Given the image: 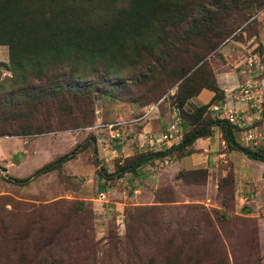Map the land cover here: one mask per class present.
Wrapping results in <instances>:
<instances>
[{
  "label": "rangeland",
  "instance_id": "rangeland-1",
  "mask_svg": "<svg viewBox=\"0 0 264 264\" xmlns=\"http://www.w3.org/2000/svg\"><path fill=\"white\" fill-rule=\"evenodd\" d=\"M171 4L176 21L162 20L143 37L144 45L136 43L122 61H111L108 72L100 60L74 72L54 63L47 77L28 74L26 87L18 91L8 46L0 45V100L13 101L7 111L13 119L0 125V264L20 259L38 264L33 261L41 254H50L54 264H149L151 258L177 254L191 263L201 258L204 264H264L262 161L232 148L229 154L217 148L224 155L210 151L206 157L202 144H195L197 149H173L137 166V174L115 173L149 152L123 157L113 151L132 144L133 118L155 107L163 114L179 101L186 84L191 91L207 88L202 85L209 70L224 69L221 47L229 42L240 44L236 47L246 51L247 62L252 58L246 73L256 80L259 90L254 87L252 94L264 105V2ZM191 20L196 33L187 28ZM185 78L189 82L182 84ZM49 81L90 84L93 91L87 97L71 94L62 108L54 98L39 101L36 92ZM239 89L227 92L238 96ZM205 118L214 119L209 110ZM23 126L29 133H9ZM248 141L247 147L264 153V141ZM82 143L85 147L59 169L23 185L6 178L26 177ZM39 226L58 236L40 253L32 243Z\"/></svg>",
  "mask_w": 264,
  "mask_h": 264
},
{
  "label": "trees",
  "instance_id": "trees-1",
  "mask_svg": "<svg viewBox=\"0 0 264 264\" xmlns=\"http://www.w3.org/2000/svg\"><path fill=\"white\" fill-rule=\"evenodd\" d=\"M171 1L0 0V45L8 46L9 69L13 73L12 81L19 86L18 91H22L26 87L24 86V80L27 79L28 74L33 77H40V74H43L47 77L48 71L54 63L67 65L70 67V71L74 72L79 68L94 66L93 64L100 60L101 69L108 72L111 61L114 62L115 58L122 61L128 48L130 49L136 43L144 45L143 37L154 32L157 29L156 25H159L162 20L176 21V18H173ZM229 1L232 3L233 0ZM252 1L259 5L264 2V0H250V2ZM83 2H86V4H83ZM234 2H237V0H234ZM211 14L212 12H208L209 17H211ZM187 25L189 30L195 31L197 23L195 20H191ZM148 41L154 44L152 39H148ZM217 42L218 40L213 43L217 44ZM198 61L199 59H196L195 63ZM184 70L183 76L186 72V69ZM208 75V81L205 80L202 87L212 90L214 95L207 103L191 112H184L183 105L187 98L197 95L199 91H191L190 84H186V88L179 90L183 83L189 82L187 78L183 80L178 88L179 101L175 100L173 106L180 109L183 113L182 116L180 115L181 118L189 124L180 141L163 151L137 155L134 161L120 167L115 172L116 175L120 176L127 170L135 173L137 166L151 158L163 157L173 149L191 146L197 138L208 136L212 125H220L228 147L243 152L249 158L264 161L263 152L242 146L235 140L233 134L235 126L229 120L205 118L208 106L223 98L213 72L209 70ZM47 84L45 88L41 87L36 92L39 101L54 98L62 108L65 107L63 105L71 94L74 97L79 94H81V97H87L93 91L90 84L80 86L75 82L54 81H49ZM30 95L29 93L26 94V96ZM10 102L6 99L0 100V125H4L8 119H13L12 116L7 115V111H10ZM25 118L30 119L28 114H25ZM17 129L9 133H29L24 126ZM84 147V143L76 144L67 153L44 164L26 177L6 176V178L16 184H26L40 174L59 169L64 162L74 158L77 152ZM39 227L36 229L38 236L35 237L36 240H33L32 243L37 246V251L40 253L44 248L49 251L50 247H47L53 243L54 237L58 236L55 231L49 228ZM41 255L43 256L38 257L40 259L33 261V263L54 264V259L50 254ZM20 256H23V253ZM5 263L10 264V261L5 260ZM188 263L204 264L201 258L195 259L191 263L190 260H183L179 254L163 257L158 261L151 258L149 261V264ZM15 264H27V262L20 259Z\"/></svg>",
  "mask_w": 264,
  "mask_h": 264
},
{
  "label": "crops",
  "instance_id": "crops-1",
  "mask_svg": "<svg viewBox=\"0 0 264 264\" xmlns=\"http://www.w3.org/2000/svg\"><path fill=\"white\" fill-rule=\"evenodd\" d=\"M237 44L240 45L239 43L232 41L221 47V51L223 52L222 55L225 58L221 62V68L224 69L219 70V72L214 70V77L221 93L223 94V98L209 105L207 110L210 111V114L214 119H226L235 126L233 134L235 140L239 144L248 146L249 143H245V140L248 139V142L257 145L256 140L264 141V105L261 103L260 105L256 104L255 106H252L253 104H244L238 96L227 92L231 87L238 89V87L244 85L246 82L251 83L255 87H253L255 91L259 90L257 88L256 80L250 79L246 73L248 72L247 67L252 65V58L249 57L247 62L248 55L246 54V51L241 49V46L236 47ZM253 60H255V58H253ZM225 67H227L226 70ZM245 79H247L246 82L244 81ZM205 91H207V93ZM213 95L214 92L212 90L204 88L197 95L188 98L183 107L184 109H187L186 111L191 112L199 106L207 103ZM233 109L236 111L235 116L232 119H228L226 116L228 115L229 110ZM173 118L174 114L170 107L167 108L163 114H161L157 107L151 112L150 110L145 113L143 112L139 117L133 118L132 120V137L129 136L131 137L129 140L132 144H121V146L113 149V151H118L119 153L122 152L123 154L121 153V155L127 157L140 153L141 151L149 150V152H156L170 148L172 145L179 142L184 131L189 127L188 122L182 118V121L179 124L181 132L176 136H173L172 139L163 140L161 136L166 133V128L173 121ZM113 131L116 133L115 135H118L117 129ZM242 134H244L245 137ZM146 141H148L149 145L144 144ZM195 144H202L200 150L205 152L204 154L206 157H209L210 151H213L212 153L214 155H216V153L219 154V156L224 155L223 151L220 152L221 154L216 152L218 151L216 150L217 148H226L227 151H225V154H229L228 149H230V147H228L224 140L220 125H212L208 136L199 137L193 142V145L191 146L197 149L198 145L194 146ZM142 146H145L144 150L141 149ZM187 148H190V146ZM230 150L234 151V149ZM169 154L170 153L168 152L163 157L169 156ZM163 157H158V159ZM262 162L264 163V161ZM137 173L136 169L135 174Z\"/></svg>",
  "mask_w": 264,
  "mask_h": 264
},
{
  "label": "built area",
  "instance_id": "built-area-1",
  "mask_svg": "<svg viewBox=\"0 0 264 264\" xmlns=\"http://www.w3.org/2000/svg\"><path fill=\"white\" fill-rule=\"evenodd\" d=\"M253 87L254 86L248 82L240 86L238 98H240V100L244 102V104H247V105L248 104L249 105L253 104L252 106H255L256 104L260 105L261 100L258 98L257 95L252 94ZM171 109L174 114V118H173V121L166 128V133H164L161 136L163 140L172 139L173 136H176L180 131L179 124L181 123L182 118L178 112V108L175 106H172ZM235 113H236L235 110H229L228 115L226 117L228 119H232L235 116ZM101 195L105 196V193H102Z\"/></svg>",
  "mask_w": 264,
  "mask_h": 264
}]
</instances>
